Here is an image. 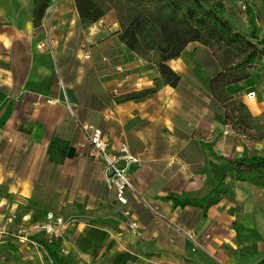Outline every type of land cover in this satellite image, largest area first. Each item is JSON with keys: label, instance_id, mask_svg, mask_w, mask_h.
I'll return each mask as SVG.
<instances>
[{"label": "crops", "instance_id": "1", "mask_svg": "<svg viewBox=\"0 0 264 264\" xmlns=\"http://www.w3.org/2000/svg\"><path fill=\"white\" fill-rule=\"evenodd\" d=\"M52 1L34 27L33 0H0V264H40L20 257L13 236L43 225L48 211L78 219L59 240L81 264H264V188L227 177L212 204L168 197L205 199L211 163L226 162L215 155H242L226 105L237 99L258 116L260 85L251 77L213 90L221 68L197 42L167 62L177 86L163 84L154 57L119 40L112 13L89 21L73 0ZM246 1L264 47V0ZM90 127L110 152L126 143L137 159L126 204L88 153Z\"/></svg>", "mask_w": 264, "mask_h": 264}, {"label": "trees", "instance_id": "2", "mask_svg": "<svg viewBox=\"0 0 264 264\" xmlns=\"http://www.w3.org/2000/svg\"><path fill=\"white\" fill-rule=\"evenodd\" d=\"M73 1L79 16L85 20L97 21L112 13L120 25L119 40L128 50L140 57L149 58L152 55L161 82L172 87L177 86L180 77L167 62L177 58L189 43L197 42L209 47L217 59L221 70L212 80L213 90L251 78L255 73L245 69L264 56V49L256 41L252 12L249 10L250 34L239 32L224 18L225 7L221 1L210 3L206 0ZM52 3V0H33L34 27L39 26L46 9ZM239 103L244 105L241 101ZM211 153L215 155L213 151ZM215 156L226 162L219 165L211 163L215 181L209 195L203 200H179L175 195H169L173 203L212 204L217 201L218 196L227 191L224 187V180L227 177L264 188V154L252 151L233 158ZM38 242L50 257L62 263L64 255L59 239L49 241L42 237Z\"/></svg>", "mask_w": 264, "mask_h": 264}, {"label": "rangeland", "instance_id": "3", "mask_svg": "<svg viewBox=\"0 0 264 264\" xmlns=\"http://www.w3.org/2000/svg\"><path fill=\"white\" fill-rule=\"evenodd\" d=\"M206 1L209 3L221 1L225 7V12L223 15L224 18L229 20L234 28L239 32L250 34V29L249 32H246L245 30L247 26L250 25L249 20L251 15L249 12L251 9L247 8L248 6L246 5V0ZM256 41L258 45L264 49L262 43L259 42L258 39H256ZM245 71L255 73V75L252 76V83L256 84L257 86L260 85L261 91L264 93V56H261L260 59L255 61L248 69H245ZM244 105H241L237 99L228 102L226 105V118L233 129V134L236 136L235 139L237 142H243L242 155L247 153V150H249L247 147H250L253 151L262 155L264 154V111L259 113L258 116L253 117L251 112H249V108ZM25 233L28 234L27 229H25L24 232H21L20 234L16 233L13 236V240L18 244L17 246L14 245L15 249L17 251H23H21L20 257L23 255L26 260L32 259L34 257L39 261L40 264H81L79 261L74 260L75 258L70 253L64 256L62 263H58L55 259L50 257L47 252H45L42 245L38 242V239L43 237L42 234H40L41 236L37 237L35 236L36 233L29 232L26 242H20L19 236H22Z\"/></svg>", "mask_w": 264, "mask_h": 264}, {"label": "built area", "instance_id": "4", "mask_svg": "<svg viewBox=\"0 0 264 264\" xmlns=\"http://www.w3.org/2000/svg\"><path fill=\"white\" fill-rule=\"evenodd\" d=\"M37 46L39 48H43L44 43H39ZM84 57L89 58V55L86 53ZM246 96H254V92L250 91L246 94ZM48 101L54 102L55 100ZM85 130L89 131L86 133V138L90 145L88 152L89 155L101 159L103 163V173L106 185L108 186V188L114 189L115 197L119 203L126 204L127 199L125 193L135 192L134 185L128 172L130 165L137 162V159L129 154L126 143L121 144L117 152H110L108 149L107 138L99 128L90 127ZM127 213L128 212H126V214ZM11 219L12 217L8 218L9 221H11ZM45 219V223L43 225H36L33 228L32 233H41L43 237H45L49 241L60 239L61 230L63 229V227L78 222L77 218H75L74 216H57L51 211H48L45 214ZM129 225L133 230L137 229L136 222L130 221ZM21 232H24V230L20 231V233ZM29 232L31 233V230H28V234L25 233L22 236H19L20 242H26ZM195 245L199 248H202V245L198 242H195Z\"/></svg>", "mask_w": 264, "mask_h": 264}]
</instances>
